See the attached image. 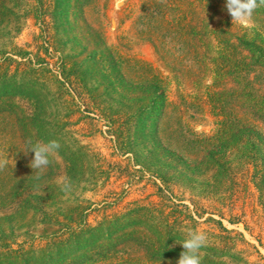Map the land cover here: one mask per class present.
Segmentation results:
<instances>
[{
    "label": "trees",
    "instance_id": "16d2710c",
    "mask_svg": "<svg viewBox=\"0 0 264 264\" xmlns=\"http://www.w3.org/2000/svg\"><path fill=\"white\" fill-rule=\"evenodd\" d=\"M4 1L0 0V27L8 10ZM204 1L210 9L213 3ZM95 3L54 0V8L66 15L64 11L73 4L78 24L79 20L83 24L84 9ZM166 6L147 2L137 22L139 31L170 68L180 71L183 80L195 82L205 71L212 75L213 82L204 86L200 99L217 118L212 134L197 132L187 117L189 112L192 117L203 115L200 102L182 97L178 103L169 101V85L151 63L111 49L91 26L98 37L87 58L72 67V97L77 108L94 114L120 156H127L158 181V191L168 199L180 186L194 193H203L210 185L216 188L231 177L235 165L242 164L253 167L252 183L264 209V40H248L227 28L212 31L205 24L199 31L187 23L174 28L167 21ZM11 29L18 34L21 24L17 22ZM188 35L198 36L200 43L187 41ZM1 55L4 58L7 52ZM1 61L0 140L13 142L11 149H22V153L7 160V170L0 171V264H105L123 256H128L126 264L139 260L176 264L183 251L180 242L185 239L186 223L197 222L182 199L171 201L165 210L143 206L118 212L96 226L88 222L90 208L83 201L72 210L58 212L66 193L73 195L87 181L82 170L85 148L70 147L61 134L71 123L73 110H67L64 122L54 124L49 115L56 100L52 91L37 76L10 74ZM21 98L29 102V112L20 113L15 100ZM20 133L25 139L23 147L14 140ZM50 140L61 145L57 153L65 165L68 188L56 182L60 164L54 158L49 157L50 163L43 169L29 166L34 155L29 152L31 146ZM37 215L41 218L36 223L44 227L39 238L19 242L37 225L32 222ZM209 219L230 234L221 221ZM220 237L226 247L237 245L236 237ZM42 240L43 244H36ZM201 252H205L202 257ZM200 253L201 264H221L217 261L230 252L206 245ZM230 257L238 259L235 254Z\"/></svg>",
    "mask_w": 264,
    "mask_h": 264
},
{
    "label": "rangeland",
    "instance_id": "374dc122",
    "mask_svg": "<svg viewBox=\"0 0 264 264\" xmlns=\"http://www.w3.org/2000/svg\"><path fill=\"white\" fill-rule=\"evenodd\" d=\"M163 1L167 4L166 10L164 9L167 21L174 28L187 23L199 31L205 24L212 31L227 28L235 35L248 40L260 38L264 40V7L254 11L249 24L242 25L233 21L228 14L225 8L226 0H210L213 3L210 9L205 7L204 0H96L93 6L84 9L83 24L80 20L78 24L79 14L73 4L64 11L66 13L64 15L57 13L59 8H54V0L4 1L8 10L4 24L0 27L1 62H4L10 74L37 76L52 91L56 100L49 115L54 124L64 122L67 110H73L69 115L71 123L64 127L65 131L61 133L63 136L61 137L72 148L75 146L85 148L82 170L85 171L87 181L76 188L73 195L66 193L60 205L62 208L58 212L72 210L73 206L83 201V204L90 208L88 222L96 226L107 216L112 217L118 212H127L143 206L161 207L165 210L171 206V201L177 203L182 199L197 221L196 223L188 221L184 232L202 231L207 237L206 245L235 254L238 258L230 257L229 253L217 262L264 264V209L260 205L257 189L252 183L251 165L241 164L238 167L235 165L230 178L224 179L216 188L210 185L203 193L190 192L188 188L182 186L176 187L173 189V198L168 199L158 191V181L155 182L150 175L135 167L127 156H120L114 143L104 133L106 129L102 123L94 119V114L77 108L76 99L72 97V67L76 62L87 58L93 39L98 37L96 33L98 31L111 49L120 51L125 57L151 63L169 85V101L178 103L182 97L200 102L201 107H204L203 115L199 118L192 117V112H189L187 117L190 116L188 118L191 125L197 132L212 134L216 128L217 118L200 100L205 90L204 86L213 82L212 75L205 71L204 74L195 77V82L183 80L180 71L170 68L139 31L137 22L146 3H154L161 8V4H165ZM17 22L21 24L18 34L11 29ZM88 26L96 30L93 32L96 36ZM186 40L192 41L195 45L200 43L198 36L188 35ZM2 51L7 52L4 58L1 55ZM198 51V57H201L203 50ZM175 53V56L183 57ZM207 56L211 57V51ZM46 64L49 65L48 68ZM75 89L76 87L73 88ZM77 91L80 92V88ZM15 103L20 113L31 110L29 102L22 98L16 99ZM15 120L18 121V116ZM21 137L23 136L20 133L14 140L17 145L23 147L25 139ZM12 145L14 143L9 140H0V159L6 163L7 160L22 153V149L12 150ZM50 157L60 164L58 170L60 176L56 182L63 184L61 181V178H65L63 159L58 153ZM9 165L12 166L10 163ZM2 170H7L6 166L0 169ZM39 217L40 215H37L32 222L36 223L40 220ZM209 218L221 221L223 227L231 231L230 234L222 232L218 223ZM43 228L39 224L35 227L32 225L29 228V235L22 236L19 242H26L27 239H32V236L39 238ZM25 231L26 229L20 232L23 234ZM20 232L17 231L16 235ZM220 235L236 237L237 245L226 247V241L223 242ZM36 242L40 245L44 241ZM200 254L202 257L205 252ZM127 257L123 256L122 259L117 257L105 264H126L128 261L124 260H127ZM132 262L131 264H148L141 260Z\"/></svg>",
    "mask_w": 264,
    "mask_h": 264
},
{
    "label": "clouds",
    "instance_id": "9594fccd",
    "mask_svg": "<svg viewBox=\"0 0 264 264\" xmlns=\"http://www.w3.org/2000/svg\"><path fill=\"white\" fill-rule=\"evenodd\" d=\"M264 7V0H226L225 8L233 21L242 25H247L251 21L253 13L256 9ZM61 145L56 140H50L47 143L37 142L31 146L29 152L33 153L30 161L32 169H43L50 163V156H55ZM6 164V161L0 159V169ZM65 188L69 187L66 178H61ZM207 237L205 233L199 230H188L185 239L180 242L183 251L179 255L176 264H201L199 255L201 248L206 246Z\"/></svg>",
    "mask_w": 264,
    "mask_h": 264
}]
</instances>
